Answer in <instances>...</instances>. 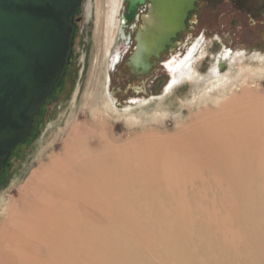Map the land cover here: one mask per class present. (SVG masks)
<instances>
[{
	"label": "rangeland",
	"instance_id": "374dc122",
	"mask_svg": "<svg viewBox=\"0 0 264 264\" xmlns=\"http://www.w3.org/2000/svg\"><path fill=\"white\" fill-rule=\"evenodd\" d=\"M200 1L204 9L194 12L197 22L190 23L192 30L187 32L178 50L189 39L196 41L204 37L205 42H214L210 48L213 55L219 53L223 41L233 52H245L247 58L264 56V0ZM238 3L243 7L235 5ZM85 13L84 7L67 74L45 104L31 136L13 151L5 166L0 200L3 195L19 199V188L26 185L32 174L49 167L51 157L62 153V143L73 121L79 118L84 122L86 113L90 114L86 108L97 41L95 14L87 22ZM131 24L139 25V16L130 27L129 24L124 27L133 49L137 29L133 30ZM178 50L165 54L140 83L135 82V75L126 65L131 53L119 62L117 69H109L112 83H108L102 72L108 100L113 98L108 96L109 88L112 94L115 92L117 103L114 128L106 130L114 131L115 147L129 154L131 160L136 159L139 172L126 171L134 174L140 183L135 194L117 202L89 196V232L84 234L80 218L75 221L74 264H264V148L258 147L261 153L254 161L261 165V177L231 180L220 172L190 184L197 169L191 167L176 173L177 162L173 163L167 156L159 160L160 156L156 155L155 149L161 148L162 140L173 141L204 112L190 113L191 105L187 102L193 99L190 87H181L164 98L169 83L166 66L173 55L181 54ZM209 59L211 56L207 54L199 65L201 71H208ZM227 71L226 67L221 74ZM79 88L80 95L75 99ZM136 88L141 91L137 93ZM161 109L167 115L162 114L166 117L158 124L127 125L134 116H140L142 121L150 120ZM125 110L134 115L121 117L119 111ZM182 110L188 120L179 125L176 118ZM133 147L137 149L135 152H131ZM52 148L56 149L52 151ZM111 159V155L105 156L106 164L99 167H111ZM146 170H151L149 175Z\"/></svg>",
	"mask_w": 264,
	"mask_h": 264
},
{
	"label": "bare ground",
	"instance_id": "6f19581e",
	"mask_svg": "<svg viewBox=\"0 0 264 264\" xmlns=\"http://www.w3.org/2000/svg\"><path fill=\"white\" fill-rule=\"evenodd\" d=\"M84 1L86 21L95 14L97 41L86 108L90 114L86 113L84 122L79 118L73 121L62 143V153L51 157L49 167L32 174L26 185L19 188V199L1 196L0 264H74L75 221L80 218L84 234L89 232V196L117 202L135 194L140 183L134 174L126 171L139 172L136 159L131 160L129 154L115 147L114 131L106 130L114 128L117 103L109 90L108 96L113 98L108 100L107 82L101 81L102 72L108 83L112 80L109 69H117L115 66L123 57L119 41L114 47L123 0ZM213 43L205 42L204 37L196 41L189 39L181 54L173 55L166 66L169 83L164 98L181 87H190L193 96L187 101L191 105L190 113L204 111L173 141L157 142L161 148L155 149L159 160L167 156L178 163L176 173L191 167L198 170L189 184L220 172L231 180L263 174L261 165L254 161L261 153L258 147L264 148V56L247 58L245 52L235 53L223 41L219 53L213 55L210 51ZM207 54L211 59L208 71L204 72L199 65ZM225 66L228 71L222 75ZM79 93L80 88L75 99ZM119 112L123 114L121 117L134 115L127 110ZM162 114L167 112L156 111L145 121L134 116L127 125L158 124L166 117ZM184 117L182 110L176 118L179 125L188 120ZM136 150L133 147L131 152ZM110 155L111 167L100 168L106 164L105 156ZM151 170L145 173L149 175ZM86 238L82 240L84 243Z\"/></svg>",
	"mask_w": 264,
	"mask_h": 264
},
{
	"label": "water",
	"instance_id": "95a60500",
	"mask_svg": "<svg viewBox=\"0 0 264 264\" xmlns=\"http://www.w3.org/2000/svg\"><path fill=\"white\" fill-rule=\"evenodd\" d=\"M125 1L126 22L140 20L132 25L136 45L127 66L145 76L157 66L151 59L176 50L177 35L188 31L187 22H197L191 14L199 10L198 0ZM83 5L84 0H0V179L63 77L74 16Z\"/></svg>",
	"mask_w": 264,
	"mask_h": 264
},
{
	"label": "flooded vegetation",
	"instance_id": "af4514ba",
	"mask_svg": "<svg viewBox=\"0 0 264 264\" xmlns=\"http://www.w3.org/2000/svg\"><path fill=\"white\" fill-rule=\"evenodd\" d=\"M239 5H237V4H235L236 6H242L243 7V5L242 4H240V3H238ZM197 6L199 7V10L197 11V12H199V11H201L202 9H204V7H203V4L201 3V1L200 0H198V3H197ZM83 8H84V5L77 11V13L75 14V16H74V22H73V27H74V32H73V37H72V48H71V52H70V54H69V61H68V63H67V66H66V69H65V71H64V73H63V77H62V79L64 78V76L67 74V67H69L70 66V63H71V60H72V56H73V52H74V47H75V40H76V37H77V33H78V29L80 28V25H81V23L83 22V18H82V10H83ZM127 10H128V3H126V2H124V0H123V4H122V7H121V9H120V11H119V28H118V34H117V37H116V40H115V44H114V47H115V45L117 44V42L119 41V44H120V48L122 49L123 48V46H124V48H123V50H124V52H123V57H122V59H121V61L122 60H125L126 59V57L128 56V53L129 52H131L133 49L130 47V44L128 43V41H129V38H127L126 37V31H125V28L124 27H126V25H128V27H130V23L129 22H126V20H125V18H126V14H127ZM122 11V12H121ZM191 15H195V13H193V14H191ZM92 19V18H91ZM90 19V20H91ZM121 26V27H120ZM131 26H132V24H131ZM190 23L189 22H187V29H188V31L187 32H190L191 30H190ZM132 28V27H131ZM136 32V31H135ZM187 32L186 33H182V34H179L178 36H177V38H176V41L179 43V42H181V44H183V42H184V37L185 36H187ZM133 36V35H132ZM131 36V37H132ZM135 36V35H134ZM134 36H133V40H134ZM180 44V45H181ZM134 45H136V43H134ZM179 45V46H180ZM122 46V47H121ZM179 48V47H178ZM178 48L176 49V51L178 50ZM180 50V49H179ZM178 50V51H179ZM113 52V51H112ZM168 53H170V51H169V49H167L166 50V52H165V54L167 55ZM165 54H163V55H161V59L164 57V55ZM160 59V60H161ZM121 61H119L120 63H121ZM128 61H129V59H128ZM128 61H127V63H128ZM154 61H156V63L158 64V61L157 60H155V59H152L151 60V62H154ZM119 63V64H120ZM127 63H126V65H127ZM119 64L118 65H116L117 67L119 66ZM115 66V67H116ZM131 70V69H130ZM61 79V80H62ZM135 79H136V83H140L141 81H143V80H145L146 79V75L144 76V75H135ZM61 82V81H60ZM110 83H112V80H110L109 81V84ZM59 85H60V83H59ZM59 85L57 86V88L59 87ZM143 86H144V84H142ZM138 88H136L135 89V91H137V93H139L141 90H137ZM57 90V89H56ZM109 91H110V89H108ZM56 92V91H55ZM114 93V95H116L115 94V92H113ZM55 94V93H54Z\"/></svg>",
	"mask_w": 264,
	"mask_h": 264
},
{
	"label": "trees",
	"instance_id": "16d2710c",
	"mask_svg": "<svg viewBox=\"0 0 264 264\" xmlns=\"http://www.w3.org/2000/svg\"><path fill=\"white\" fill-rule=\"evenodd\" d=\"M70 64H71V63H70ZM68 69H69V67H67V70H68ZM61 81H62V80H61ZM60 83H61V82H60ZM50 99H51V98H49L48 101H50ZM48 101H47V102H48ZM43 108H44V107H43ZM43 108H42L41 112L36 116V118H35V123H36L38 117L41 115V113H42V111H43ZM34 126H35V124H34ZM34 129H35V128H33V130H34ZM32 132H33V131H32ZM18 147H19V146H18ZM4 169H5V167H4ZM4 169H3V172H4Z\"/></svg>",
	"mask_w": 264,
	"mask_h": 264
}]
</instances>
